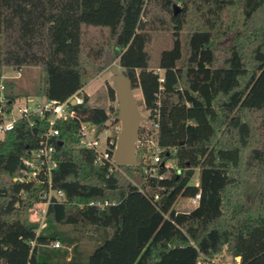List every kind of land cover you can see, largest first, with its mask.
I'll return each mask as SVG.
<instances>
[{"label":"trees","instance_id":"obj_1","mask_svg":"<svg viewBox=\"0 0 264 264\" xmlns=\"http://www.w3.org/2000/svg\"><path fill=\"white\" fill-rule=\"evenodd\" d=\"M156 32L172 44L151 67ZM113 63L148 111L136 164L95 163L77 145L78 121H59L51 183L63 197L39 228L29 213L48 187L14 178L48 122L17 121L0 139V264H219L223 252L264 264L247 253L264 232V0H0V82L12 100L77 93L79 119L98 133L119 127L112 85L93 100L83 92ZM28 68L39 78L21 94L3 71Z\"/></svg>","mask_w":264,"mask_h":264},{"label":"built area","instance_id":"obj_2","mask_svg":"<svg viewBox=\"0 0 264 264\" xmlns=\"http://www.w3.org/2000/svg\"><path fill=\"white\" fill-rule=\"evenodd\" d=\"M18 99L12 100L6 95L5 85L0 82V139L5 134L14 129L17 121L27 120L32 125L31 119L33 117L46 118L48 122V128L39 135L38 147L30 150L28 156L25 157L22 162L25 166V171L18 177L14 178L16 181L27 183H40L46 184L48 191L42 195L40 204L39 215L41 221H44L47 207L53 198L62 199L63 194L60 191H55L52 188L51 175L56 167V161L54 159L55 146L53 144L55 138L59 134V130L56 128V124L59 121H65L68 119H76L79 123L78 128V146L86 149L93 150L95 153V163H109L110 170L117 168V164L114 161V152L116 148L117 140L112 138L114 132L120 129L116 127L104 129L101 133H98L95 126L90 125L79 119L75 111L70 109V105H78L83 103V98L75 93L65 101H58L55 99H48L45 97H28L23 104L17 102ZM73 102V104H72ZM159 150L155 151L152 159L151 166L146 172L151 175H157V164L160 162L158 156ZM161 165L172 166L170 162ZM197 185V182L195 183ZM157 195L154 198L157 199ZM200 195L197 193L188 200L189 206L196 205ZM90 205L95 204L90 202ZM98 204V203H96ZM54 247H58L59 243L54 242ZM234 260H237L235 258ZM239 262V261H237ZM208 261H203L202 264H207Z\"/></svg>","mask_w":264,"mask_h":264},{"label":"rangeland","instance_id":"obj_3","mask_svg":"<svg viewBox=\"0 0 264 264\" xmlns=\"http://www.w3.org/2000/svg\"><path fill=\"white\" fill-rule=\"evenodd\" d=\"M172 44V37L167 32H156L153 36V40L148 45L147 50L150 54V66L156 67L159 55L162 50L167 49ZM115 66L116 71H120V67L113 63L109 67H107L103 72H101L99 75L95 76L86 86L83 90L84 93L89 95L91 99L93 100L96 92L101 87L110 84L114 85L117 84L115 80H113V77L116 75L111 71V68ZM160 74L162 73L160 70L158 71ZM3 76L6 78H13L14 83L17 87V90L19 93H34L33 90L36 86V81L39 78V71L37 68H28L25 69L21 73H15L14 71H11L9 69H6L3 71ZM134 100L136 103V108L139 116L146 118L148 116V111L144 109V106L141 104V93L139 89H134L132 91ZM17 102L19 104H23L25 102V98L21 95ZM118 112V111H117ZM117 128L116 127L115 131ZM120 131V130H119ZM138 144V141H137ZM137 146V145H136ZM170 164H172L170 162ZM197 182V175L195 174L194 177L191 180V183L195 184ZM40 204L36 203L32 207L29 213V218L32 221H39L41 228L44 225V221H41V217L39 215L40 210ZM188 210V209H187ZM253 237H250L249 241L247 242V253L250 255V257L258 256L262 261H264V232L259 233L258 235ZM239 259L234 260L231 256H229L226 252H223L222 255H218L214 257L211 262H216L219 264H238Z\"/></svg>","mask_w":264,"mask_h":264},{"label":"water","instance_id":"obj_4","mask_svg":"<svg viewBox=\"0 0 264 264\" xmlns=\"http://www.w3.org/2000/svg\"><path fill=\"white\" fill-rule=\"evenodd\" d=\"M176 11L177 7H175V12ZM111 71L116 74L113 80H115L117 84L112 86L115 89L116 108L118 111L117 118L120 122V131L114 152V161L118 165H135L138 127L140 122L144 121L145 118L139 116L137 112L134 96L123 70L120 68V71H116V67L113 66ZM57 145H61V142L59 141ZM51 202H54L53 198Z\"/></svg>","mask_w":264,"mask_h":264},{"label":"crops","instance_id":"obj_5","mask_svg":"<svg viewBox=\"0 0 264 264\" xmlns=\"http://www.w3.org/2000/svg\"><path fill=\"white\" fill-rule=\"evenodd\" d=\"M85 89V88H84ZM29 97H33V96H29ZM237 259H239V258H237Z\"/></svg>","mask_w":264,"mask_h":264}]
</instances>
